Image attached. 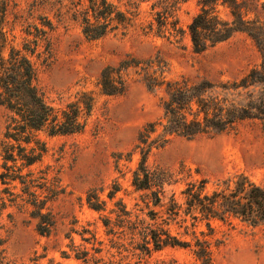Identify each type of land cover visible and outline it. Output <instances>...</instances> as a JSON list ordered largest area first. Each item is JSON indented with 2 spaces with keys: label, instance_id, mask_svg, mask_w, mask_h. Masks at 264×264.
<instances>
[{
  "label": "rangeland",
  "instance_id": "374dc122",
  "mask_svg": "<svg viewBox=\"0 0 264 264\" xmlns=\"http://www.w3.org/2000/svg\"><path fill=\"white\" fill-rule=\"evenodd\" d=\"M40 1H9L5 27L11 39L15 38V45L26 37L29 23H40L39 16H49L58 26L56 11L39 6ZM201 1L188 0L181 8L180 25L186 32L182 40L133 28L89 41L73 21L67 27L59 25L52 33L51 56L46 64H38V85L47 102L64 108L81 91L94 93L95 102L84 132L41 136L48 151L33 169L49 172V179L56 180V184L58 181L63 190L50 204L57 219L52 234L41 235L37 222L18 206L7 203L1 211L0 240L11 260L20 264H84L75 258L73 246H77L90 253L88 264H197L190 248L146 250L145 228L163 226L185 240L192 241V237L180 235L183 230L176 225H162L167 218L165 210L153 205L150 191H138L133 186V174L141 158L135 150L138 136L145 125L162 117L164 90L149 91L142 75L130 69L127 91L107 96L101 91L100 77L106 67L124 60L157 57L167 63L171 80L186 77L192 81L227 82L248 74L260 64L261 54L245 34H236L204 53L194 52L188 25L200 12ZM219 10L222 17L230 18L227 9ZM7 118L8 112L0 107V141ZM2 163L0 157V166ZM148 163L174 175L172 184L166 186V202L174 196L184 203L182 192L187 183L202 179L210 181L211 189L217 181L243 173L264 186V119L245 121L230 132L212 137L175 138L165 148L154 151ZM116 184L120 191L111 200L109 195ZM4 188L0 182V190ZM19 188L14 192L19 193ZM92 191L106 203L104 211L89 207L87 196ZM213 226L214 264H264V226L252 227L239 221H214ZM199 231H206L205 225L199 226Z\"/></svg>",
  "mask_w": 264,
  "mask_h": 264
},
{
  "label": "trees",
  "instance_id": "16d2710c",
  "mask_svg": "<svg viewBox=\"0 0 264 264\" xmlns=\"http://www.w3.org/2000/svg\"><path fill=\"white\" fill-rule=\"evenodd\" d=\"M9 1L0 0V107L8 112L0 141L3 161L0 182L5 186L0 190V215L7 203L18 206L37 222L41 235L49 236L57 225L50 204L63 190L59 189L58 181L56 184V180L49 179V172L37 173L33 169L48 151L41 136L84 132L95 102L94 93L88 91L78 92L75 100L64 108H55L47 102L38 85V64H46L51 56L52 33L59 25L67 27L73 21L89 41L133 28L182 40L186 32L180 25L179 13L188 0H41L39 6L56 11L58 26L49 16H39V24H28L26 37L20 45H15V38L11 39L6 31ZM220 7L229 11L230 18L222 17ZM240 33L255 43L261 62L235 81H192L186 77L171 80L167 77V63L159 57L124 60L117 66L106 67L101 73V91L107 96H120L127 91L130 69L142 75L149 91L163 89L165 92L162 117L145 125L139 133L135 150L141 158L133 174V186L138 191H150L153 205L165 210L167 218L162 225H176L183 230L180 235L192 237V241L173 235L170 228L163 226L145 228L147 251L190 248L197 264H214V221L264 226V186L247 175H231L214 183L211 189L207 179L189 182L182 192L184 203H179L174 196L166 202V186L172 184L174 175L159 167H150L148 163L154 151L165 148L175 138L212 137L230 132L245 121L264 119V2L202 0L200 12L188 25L192 48L199 54ZM17 188L19 193L14 192ZM119 191L120 186L116 184L109 198L113 200ZM87 203L98 212L104 211L106 206L96 191L88 194ZM201 225H205L206 231L198 232ZM3 244L0 240V264H20L7 256ZM73 252L84 264L91 262L88 251L73 246Z\"/></svg>",
  "mask_w": 264,
  "mask_h": 264
}]
</instances>
